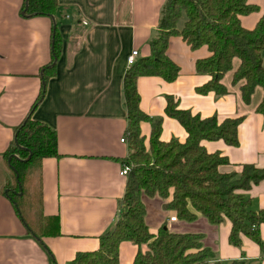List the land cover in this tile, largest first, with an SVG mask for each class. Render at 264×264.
Segmentation results:
<instances>
[{
    "label": "crops",
    "instance_id": "obj_1",
    "mask_svg": "<svg viewBox=\"0 0 264 264\" xmlns=\"http://www.w3.org/2000/svg\"><path fill=\"white\" fill-rule=\"evenodd\" d=\"M24 1L0 0V264H52L47 249L56 264H68L77 251L97 248L99 235L111 229L117 218L118 200L126 184L120 169L128 153L126 138L121 140L127 124L122 90L127 57L133 50L140 57L149 55L148 40L156 34L165 0H57L58 13L53 19L23 16ZM248 2L257 5V10L240 20L244 28L252 29L264 13V0ZM53 22L60 54L44 95L31 110L41 89V68L51 60ZM166 54L179 68L174 81L159 76L137 78L139 106L161 118L160 138L184 141L187 135L182 124L165 113L167 96L201 117L216 114L220 121L243 115L237 126V145L222 139L201 143L208 151L228 157L229 162L219 167L222 171L238 170L242 163L264 166L263 115L254 109L262 89L257 87L251 102L243 103L238 86L231 85L229 71L222 82L230 93L200 94L196 89L209 76L197 73L195 62L211 54L207 47L191 49L180 36H171ZM261 56L264 65V50ZM237 65L238 61L234 68ZM29 112L55 128L59 152L40 163V210L57 231L40 236L41 242L27 233L2 189L12 179L4 151L15 126ZM140 130L147 145L151 123L141 120ZM238 191L251 198L252 209L264 206V179ZM171 197V191L166 198L142 195L150 232L156 234L166 226L170 231L200 233L203 246L217 253L220 264L234 259L264 264V223L258 228L262 244L241 233V243L235 245L228 240L230 220L212 223L199 212L192 219H179L176 209L163 205ZM174 214L177 217L171 220ZM147 247V243L139 246L122 240L119 261L131 263L137 250Z\"/></svg>",
    "mask_w": 264,
    "mask_h": 264
},
{
    "label": "trees",
    "instance_id": "obj_2",
    "mask_svg": "<svg viewBox=\"0 0 264 264\" xmlns=\"http://www.w3.org/2000/svg\"><path fill=\"white\" fill-rule=\"evenodd\" d=\"M22 10L23 16L53 19L58 13V3L57 0H25ZM255 10L257 5L248 0H165L156 34L148 40L149 55L137 56L123 77L128 153L122 158V165L129 168L125 174L124 193L118 200L117 218L111 229L99 235L97 248L77 251L68 264H123L118 258L122 240H131L139 246L142 243L148 245L146 250L139 248L128 264H220L217 253L203 246L200 233L170 231L166 226L160 227L156 234L149 231L142 195L158 194L166 198L170 191L172 197L163 205L176 209L178 216L192 219L199 212L216 224L228 219L231 222L229 242L239 245L242 233L262 244L258 228L264 223V206L252 209L251 198L238 190L248 189L264 179V166L242 163L238 170L222 171L219 167L229 162L228 157L219 151H208L201 143L203 139H222L227 144L237 145V126L243 115L227 116L220 121L216 114L201 117L178 107L177 101L167 96L165 113L175 117L187 135L184 141L175 137L163 140L160 138L161 118L152 117L140 108L137 91L139 76H159L167 82L177 78L179 68L167 56L166 50L169 38L180 36L191 49L206 46L211 53L195 62L196 72L209 76L196 91L200 94L213 92L216 96L230 93L222 79L232 71L231 85L238 86L243 103L251 102L257 87L262 89V97L254 109L263 115L264 124L261 56L264 13L252 29L244 28L240 20V16ZM53 40L51 60L41 68V89L31 110L44 95L46 83L54 74L55 65L51 63L60 54L55 22ZM235 59L238 60L236 68ZM141 120L151 123L147 145L140 130ZM9 155L11 158L7 163L14 183L9 181L4 193L27 233L40 241V236L57 232L41 213L38 185L34 184L38 180L41 159L59 155L55 128L33 118L29 112L14 128V136L4 151L6 158ZM47 251L52 264H56L51 252ZM230 264L246 262L234 259Z\"/></svg>",
    "mask_w": 264,
    "mask_h": 264
},
{
    "label": "built area",
    "instance_id": "obj_3",
    "mask_svg": "<svg viewBox=\"0 0 264 264\" xmlns=\"http://www.w3.org/2000/svg\"><path fill=\"white\" fill-rule=\"evenodd\" d=\"M137 55H138V51L137 50H133L130 53V55L127 57V64H128V66L132 65L135 62ZM121 140L124 141L125 140V137H121ZM128 168H129L128 165L123 164L122 165V168L120 169V173L121 174H126ZM170 219L171 220L176 219V214L171 215L170 216Z\"/></svg>",
    "mask_w": 264,
    "mask_h": 264
},
{
    "label": "rangeland",
    "instance_id": "obj_4",
    "mask_svg": "<svg viewBox=\"0 0 264 264\" xmlns=\"http://www.w3.org/2000/svg\"><path fill=\"white\" fill-rule=\"evenodd\" d=\"M181 21H182V20H181ZM237 61H238L237 59L234 60V66H236V62H237ZM228 73H230V72H228ZM228 75H230V74H228ZM257 97H258V94L255 95V98H257ZM13 179H14V178L11 179V176H10V178H9L10 184L14 183V180H13ZM34 179H35V178H34ZM9 181H8V182H9ZM34 184H35V186H37V182H36V180H35V183H34ZM6 188H8V186H6ZM178 218H179V219H182V217H180V216H179ZM185 219H186V218H185Z\"/></svg>",
    "mask_w": 264,
    "mask_h": 264
},
{
    "label": "water",
    "instance_id": "obj_5",
    "mask_svg": "<svg viewBox=\"0 0 264 264\" xmlns=\"http://www.w3.org/2000/svg\"><path fill=\"white\" fill-rule=\"evenodd\" d=\"M55 61H56V57H54L53 62L51 63V65H53V64L55 63ZM14 155H15V154H14ZM10 158H11V155L8 156V162H9ZM16 175H17V174H16ZM19 186H20V184H19ZM7 189H8V188H5L4 191L6 192ZM19 193H21V192L19 191Z\"/></svg>",
    "mask_w": 264,
    "mask_h": 264
}]
</instances>
